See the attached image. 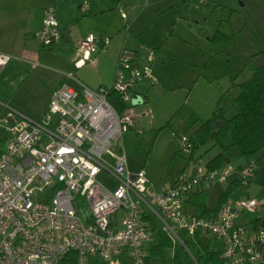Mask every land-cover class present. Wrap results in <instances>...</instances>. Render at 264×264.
<instances>
[{"label":"built area","instance_id":"built-area-1","mask_svg":"<svg viewBox=\"0 0 264 264\" xmlns=\"http://www.w3.org/2000/svg\"><path fill=\"white\" fill-rule=\"evenodd\" d=\"M88 7L82 5L85 11ZM120 12L127 19L126 11ZM35 36L44 48L59 41L55 7L43 9ZM111 39L88 34L78 48L75 66L94 62L93 55L108 47ZM153 55L154 50L151 61L140 64L135 51L123 46L110 86L94 88L75 71L66 72L76 85L63 81L41 119L4 103L0 114V264H61L72 251L78 253V264H88L92 255L101 256L105 264H149L147 245L156 228L190 253L182 231L188 236L214 237L222 249L221 264H264V228L256 220L239 223L241 216L258 214L261 206L248 191L259 169L257 160L241 168L231 163L210 168L197 159L190 170L161 188L145 167L131 169L125 136L136 124L133 86L143 79L159 81ZM15 56L23 58L0 50V73ZM31 62L40 65L36 58ZM114 92L128 104L126 110L119 111L112 103ZM180 141L182 151L190 155V135H180ZM118 145L122 147L115 151ZM103 174L114 181L113 186L101 180ZM235 174L247 190L244 196L228 198L218 213L197 214L189 204L194 189L200 191Z\"/></svg>","mask_w":264,"mask_h":264},{"label":"crops","instance_id":"crops-1","mask_svg":"<svg viewBox=\"0 0 264 264\" xmlns=\"http://www.w3.org/2000/svg\"><path fill=\"white\" fill-rule=\"evenodd\" d=\"M188 1L176 0L173 5ZM139 2L140 0H120L118 6H114L112 0H0V50L9 51L30 60L40 56L43 49L40 45L36 47L35 32L41 27L43 9L47 6H53L57 10L61 27V37L54 44V48L68 50L71 53L72 57H69V60L74 64L77 77L84 83L91 87L96 84H101L100 86L112 85L115 78L116 63L123 46L135 51L140 64L151 61V51L154 50L152 62L153 66L155 65L154 72L159 82L167 86L174 81L175 83L171 84L179 86L182 93L181 96L174 97L173 110L169 113L164 112L165 114H174L175 110L186 104L196 111L201 118L202 114L198 109L199 106L207 107V114L213 115L214 111L221 107L225 110L226 117H230V114L233 115L237 111V105L235 102L229 103L227 100L234 91L236 95H233L232 100H235L240 92V84L247 80L240 81L241 74L244 75L243 78H250L253 74L249 60H253L264 50V21L257 27L253 21L256 16L250 18L249 15L241 14L242 12L236 9L234 5L224 6L218 0H213V4H209L204 8L211 9L213 13L219 10L218 20L213 24V29H209V27L207 31L205 25H208V21L204 22V19L208 18L206 17L208 10L207 12L203 10V14L199 13L196 17V27L202 29V32L198 34L186 32L184 27L178 26V22L185 21L183 18L176 19L174 25V13L172 11L175 8L171 4L173 0H152L149 7L144 8V10L142 8V11L137 12L136 8ZM83 4L89 5L88 10H83ZM229 6H232V8ZM121 9L126 11L127 19L122 16ZM33 10L34 13L32 14ZM145 11H148V16L155 14L160 18L158 21L152 18L150 25L149 18L145 20L144 17L142 18ZM219 20H222V22H219ZM189 27L192 29L191 25ZM124 28H126V31H123ZM147 28L151 32L149 38H146ZM218 30L229 35L231 41L229 43H212L210 38ZM90 33L101 36L108 35L112 38L111 42L104 50L93 55L94 62L76 67L75 59L78 48ZM102 46L103 44H101ZM189 52L193 53L195 60L200 61L199 64L202 66L200 73H197L196 70V72L192 71V64L194 63L191 61L193 59H189L191 56ZM182 61L187 66H178ZM196 64L198 65V63ZM165 66H173V68L167 69ZM34 68L37 69V67ZM95 69L102 71L99 78H94V73L89 71ZM66 71L71 72V69ZM201 74H204V79L207 82L206 85H202L206 89L204 95L196 90L197 85L200 84ZM181 79L187 81H180ZM69 80L74 81L73 79ZM217 80L218 85L216 86ZM155 83L157 82L143 79L133 86L134 97L141 96L142 99L141 102L132 106V109L135 118L138 116V121L142 124L158 121L156 116L154 117L152 113L147 111V108L152 106L153 93L151 85ZM185 94L187 95L185 96ZM230 104H232L233 109L227 111V106ZM234 105L236 108H234ZM188 121V117L184 116V126L195 131L199 123L190 126ZM186 134L191 135L188 132ZM257 158L256 156L244 158L240 164L250 163ZM229 161L231 162V159ZM234 176L232 182L238 179V175L235 174ZM167 184L164 183L160 187L155 184V186L161 188ZM214 185H207L209 191ZM246 191L243 187H239L231 198L238 199L244 196ZM248 191L259 199L261 206L258 214L250 213L253 214L251 217L250 214L241 216L239 223H246L264 217V162L259 165L257 174Z\"/></svg>","mask_w":264,"mask_h":264},{"label":"rangeland","instance_id":"rangeland-1","mask_svg":"<svg viewBox=\"0 0 264 264\" xmlns=\"http://www.w3.org/2000/svg\"><path fill=\"white\" fill-rule=\"evenodd\" d=\"M152 0H140L137 5L136 11L144 10L151 5ZM176 0H173L172 7L175 8L172 12L173 22L175 25L176 19H184L185 21L178 22V26L185 28L186 32H194L200 34L202 29L196 27V17L199 13L203 14V10L207 12L209 4H213V0H189L186 3H179L173 5ZM221 5H234L236 9H239L245 15L249 17L256 16L253 20L258 27L264 21V0H218ZM150 3V4H149ZM220 5V7H221ZM185 6V7H183ZM232 8V6H229ZM141 10V11H142ZM178 12H177V11ZM225 11V9H223ZM57 11V10H56ZM131 11V10H130ZM234 11L233 9L231 10ZM148 11H145L142 15L144 20L149 18V23L151 25V20L158 21L160 18L155 14L152 16L147 15ZM227 12V11H226ZM34 10L32 11V14ZM177 18H175L176 14ZM135 14V12H134ZM219 10L213 13L211 9L208 10L205 21H208V25H205L207 31L213 29V24L218 20ZM165 18V17H163ZM131 21V19H130ZM219 22H222V20ZM191 25L192 29H190ZM196 30V31H195ZM123 31H126L124 28ZM212 31V30H210ZM125 33V32H124ZM151 33L148 28L146 31V38H149ZM194 37V36H193ZM40 42L36 40V47H39ZM43 49L40 56L36 59L40 62V65L34 66L30 59L21 58L15 56L11 59L8 65H6L0 73V114L4 111V103L11 104L17 107L19 110L23 111L27 115H30L36 119H41L44 116V108L48 106L54 88L59 86L63 81L75 84L74 81H68L66 78V70H75L74 64L69 60L71 53L68 50H58L54 48V45L48 47H41ZM109 53V52H108ZM189 59L194 64H192V71L197 73L201 72L202 66L199 64V60H195L193 53ZM190 61V60H189ZM182 61L178 66H187ZM190 63V62H189ZM198 63V65L196 64ZM155 64V63H154ZM196 64V67L194 66ZM155 66V65H154ZM174 66V65H173ZM173 66L166 67L167 69L173 68ZM34 67H37L34 68ZM196 70V71H195ZM90 73H94V78H99L102 74L100 69H95L93 71L89 70ZM77 73V71L75 70ZM79 73V72H78ZM79 75H81L79 73ZM200 84L197 85V91L201 95L206 93V89L202 85H206V79H204V74H201ZM244 75L241 74L240 81L248 79V77L243 78ZM63 79V81H61ZM98 81V80H97ZM180 81H187L186 79H181ZM174 81L170 82L167 86H164L161 82H157L151 85L152 89V106L147 108L148 113H152L158 121L149 122L142 124L138 121V116H136V124L134 129H132L125 136V148L127 151L128 161L130 167L133 171H138L145 167L150 174L152 181L160 187L162 184L171 183L177 175L182 171L191 169L193 166L192 162L197 159L203 164H206L211 158L221 152L219 146L214 145L212 140L203 143L195 153L194 158H190V155L182 151L180 135H184L187 132L193 133L194 130L189 127H185L183 124V117H173V114H165L173 110L174 107V97L181 96V89L179 86L173 84ZM216 86L218 85V80L216 81ZM101 84L93 85L92 87H101ZM233 92V91H232ZM231 92V93H232ZM185 93V92H184ZM187 94H185L186 96ZM232 95V96H231ZM229 95L227 102H234L233 95H236L235 91L233 94ZM230 104L227 106V111H231L233 107ZM234 108L236 106L234 105ZM46 109V108H45ZM202 114L203 119H208L210 115L207 114V107L199 106L198 108ZM177 111V110H175ZM174 111V112H175ZM232 114H230L231 116ZM167 116V117H166ZM150 117V116H149ZM151 118V117H150ZM118 145L113 147L115 151L120 150ZM226 156L231 159V163L235 166L243 161L244 157L235 148L226 151ZM235 176L231 175L227 180L223 182H217L209 191L208 194V205L213 208L217 205L219 195L227 188V186L234 180ZM101 180L110 185H114V181L107 175L103 174ZM244 189V188H243ZM245 190V189H244ZM250 214V213H249ZM253 214H250V217ZM212 243L215 247L219 244L214 237L211 236ZM152 243L157 242V237L153 238ZM149 244V243H148ZM173 254V249H168V256ZM161 259L155 258L153 264H160ZM88 264H105L104 259L101 256H90L88 258Z\"/></svg>","mask_w":264,"mask_h":264},{"label":"trees","instance_id":"trees-1","mask_svg":"<svg viewBox=\"0 0 264 264\" xmlns=\"http://www.w3.org/2000/svg\"><path fill=\"white\" fill-rule=\"evenodd\" d=\"M114 6H118L120 0H112ZM212 43H229L231 37L221 30H218L211 38ZM264 54V50L260 52ZM253 74L250 78L240 84V92L235 97L237 111L230 117H226L223 108H217L213 115L203 120L199 114L188 105H182L173 117L187 116L189 125L193 126L199 123L196 130L190 135L193 143V151L190 158H194L197 149L205 142L212 140L214 145L222 150L211 158L207 164L210 168H220L228 163L229 158L226 151L233 148L237 149L244 158L258 157L256 160L261 164L264 162V66L256 67L252 59L249 60ZM110 100L119 111L127 109L128 104L122 99L119 93H112ZM225 120L223 125L218 122ZM258 155V156H257ZM244 164H240L239 167ZM241 187L238 181L231 182L227 188L219 195L217 205L211 208L208 205L209 188L203 186L200 191L193 192L189 204L199 215L208 216L218 213L224 203ZM82 211V212H81ZM80 213L85 215L83 210ZM87 221L89 219L86 218ZM255 224L264 228V217L256 219ZM157 242H149L148 263L153 264L155 258L161 259L160 264H221L222 249L215 247L212 239L205 235L197 234L188 236L186 231L181 232V237L191 251L181 242H174L162 228H156L154 238ZM173 249V254L168 256V249ZM61 264H78V253L69 252Z\"/></svg>","mask_w":264,"mask_h":264},{"label":"water","instance_id":"water-1","mask_svg":"<svg viewBox=\"0 0 264 264\" xmlns=\"http://www.w3.org/2000/svg\"><path fill=\"white\" fill-rule=\"evenodd\" d=\"M253 63L255 64L256 67H263L264 66V54H259L256 57L253 58ZM142 97L141 96H137L136 99L133 100V103H139L141 102ZM138 101V102H137ZM225 123V120L219 121L218 124L219 125H223ZM229 162V160H228ZM198 188L194 189V192H197Z\"/></svg>","mask_w":264,"mask_h":264}]
</instances>
